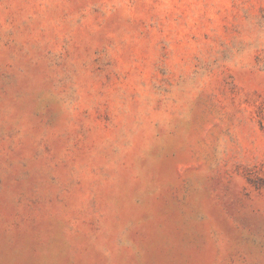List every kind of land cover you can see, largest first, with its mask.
<instances>
[{
  "label": "rangeland",
  "instance_id": "1",
  "mask_svg": "<svg viewBox=\"0 0 264 264\" xmlns=\"http://www.w3.org/2000/svg\"><path fill=\"white\" fill-rule=\"evenodd\" d=\"M0 264H264V0H0Z\"/></svg>",
  "mask_w": 264,
  "mask_h": 264
}]
</instances>
